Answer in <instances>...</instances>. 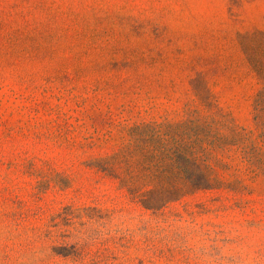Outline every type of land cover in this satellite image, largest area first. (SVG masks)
<instances>
[{
	"label": "rangeland",
	"instance_id": "obj_1",
	"mask_svg": "<svg viewBox=\"0 0 264 264\" xmlns=\"http://www.w3.org/2000/svg\"><path fill=\"white\" fill-rule=\"evenodd\" d=\"M0 264H264V0H0Z\"/></svg>",
	"mask_w": 264,
	"mask_h": 264
}]
</instances>
